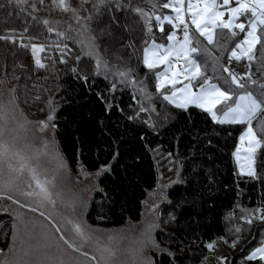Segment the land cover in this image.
Here are the masks:
<instances>
[{"label":"snow or ice","instance_id":"6c2138e0","mask_svg":"<svg viewBox=\"0 0 264 264\" xmlns=\"http://www.w3.org/2000/svg\"><path fill=\"white\" fill-rule=\"evenodd\" d=\"M155 7L152 5L153 10ZM162 7L169 10L168 14L153 11L150 15L132 0H0V10H7L9 15L15 10L26 22L43 26V31L35 28L36 34H28L26 23L22 32L9 30L0 35V41L30 52L31 67L45 71L55 68L57 62L67 63L72 52L69 41L79 45L81 54L94 61V75L108 81L106 92L94 93L104 114L118 111L130 124H143L153 135H159L160 128L171 119L172 109L183 113L198 110L218 129L229 135L233 130L239 133L231 153L234 175L264 183L257 171L258 159L264 170V120L253 125L258 115L264 114V83L254 88L257 81L251 71L255 63L256 71L264 73V0H166ZM43 9L49 16L60 14L67 19H41L36 13ZM153 20L155 31L163 34V43L156 39ZM137 23H142L140 32L133 27ZM217 36L237 39L229 49L214 39ZM41 37L44 42H35ZM141 43L142 58L137 63L150 73L148 82L154 80L155 95L148 90V82L138 79L133 66L127 64ZM220 48L227 55H215ZM109 52L115 63L106 57ZM74 59L79 64L81 56ZM241 60L247 62L248 71L236 70L233 61ZM15 68L14 64L11 74L6 71L0 79V201L5 202L0 212L14 206L9 226L12 235L7 249H0V264H178L175 253L154 236L160 227L155 210L158 201L173 207L187 202V189L174 203L169 200L168 189L170 184L195 185L197 177L203 175L197 162L190 161L193 178L185 181L180 175L179 156L166 154L171 165L168 170L175 168L176 179L165 183L161 177L148 208L153 218L139 229L129 226L104 231L93 227L85 219L84 209L93 192L103 191L101 177L115 171L113 165L119 164L122 145L93 171L77 160L80 166L73 176L56 139L58 114L65 115L60 112L59 101L67 103L65 95H57L47 86L37 87L27 71L21 82ZM209 70L212 75H208ZM70 72L75 79L88 82L87 76L77 74V67ZM12 80L17 83L8 87ZM125 89L135 102L131 114L126 115L116 96ZM157 102L163 116L157 111ZM22 105H37V111L46 114L42 119H30L31 113ZM97 123L103 126L104 121ZM207 143L211 145L212 140ZM211 178L209 175L208 180ZM169 217L176 220L171 213ZM222 220L223 234L203 241V247L209 252L218 251L220 244L235 248L241 234L259 222V246L249 249L242 259L264 264V197L253 208L235 201ZM217 259L224 264L226 257Z\"/></svg>","mask_w":264,"mask_h":264},{"label":"trees","instance_id":"16d2710c","mask_svg":"<svg viewBox=\"0 0 264 264\" xmlns=\"http://www.w3.org/2000/svg\"><path fill=\"white\" fill-rule=\"evenodd\" d=\"M132 2L152 14L153 11L162 13L164 9L162 4L166 0H132ZM152 5L156 6L154 10ZM36 15L41 19H67L60 14L49 16L46 9L37 12ZM26 23L29 27L28 34H36L35 28L43 31L42 25H34L31 21L26 22L23 14L17 16L15 10H12L11 15L7 10H0V35L7 34L9 30L22 32ZM133 27L140 32L142 23L134 24ZM154 34L158 42L164 41L163 34L160 35L155 28ZM215 39L230 49L237 38L217 36ZM35 42H44V39L41 37ZM201 42L206 44L203 39ZM68 43L72 52L67 63L57 62L55 68L45 71L31 67L30 52L19 49L18 46L9 42L0 41V79L4 78L6 71L11 74L15 64V75L21 77V82L27 71L31 75V81L36 83L37 87L47 86L53 93L65 95L67 103L65 100L59 101L60 112L65 115L58 114L59 127L56 130V137L71 169L79 168L80 165L77 163L79 160L86 170L93 171L101 163L110 160V153L116 150L117 146L122 145L119 147L121 153L118 157L119 164L113 165L115 171L106 177H101L100 188L103 191H96L93 195L86 215L90 225L120 227L128 222L139 221L142 218L143 204L149 193L156 188L159 172L163 168L159 163V157L167 156L168 152L173 153V157L178 155L181 165L180 175L185 181L193 178L189 163L195 160L198 170L203 172V175L197 177V183L195 185L177 184L170 191L169 197L173 202L179 199L186 189L190 195L186 203L180 207H174L176 220L173 221L169 241H167L178 258V264H202L206 260L205 257H209V251L203 247V241L223 234L222 217L232 208L233 203L239 200L242 205L253 208L259 206L261 198L264 197V183L234 175L236 166L231 153L234 151L239 133L233 130L229 135L228 132L218 129L211 125L198 110L183 113L172 109L173 115L160 128L159 135H153L143 124H130L118 111L104 114L103 105L94 93L106 92L108 81L102 76L94 75V61L81 55L79 45L71 41ZM142 48V43L136 45V51L127 64L133 66L134 75L138 79L148 82L150 73L142 63H137L138 58H142ZM124 51L127 52L128 49ZM222 53L227 55L224 48L216 51L215 55L220 56ZM77 55L81 56L79 64L74 59ZM106 57L110 62L115 63L110 52L106 54ZM74 66L78 68V75L87 76V83L74 78L70 72ZM251 71L253 79L257 81V85L253 86L256 88L260 83H264V73L256 71L255 63L252 64ZM208 75H212L211 70L208 71ZM44 77L48 79L45 80ZM16 83V80H12L8 85L12 86ZM57 85L59 92H57ZM148 90L155 95L154 80L148 82ZM116 96L120 100V107L124 109V114H131L135 108V102L129 91L127 89L123 92L118 91ZM129 105H132V108ZM32 106H35L37 110V105ZM156 107L163 116L164 112L160 109L158 102ZM153 119H156L155 115ZM98 120L104 121L103 126L97 123ZM260 120H264V114H259L257 120L253 121L254 127ZM231 127L234 129L239 126ZM141 135L144 136L143 140L140 139ZM208 139L212 140L211 145L207 143ZM113 141L115 144L111 143ZM257 171L264 179V170L260 167L259 159ZM209 175L212 177L211 180H208ZM98 216L106 219H98ZM257 223L259 222H255L250 230L241 234L238 243L248 239L244 245L246 249H240V255L235 254L230 261L231 264H250L242 257H245L243 255L245 251L248 252L261 239V236L257 234L261 226L257 227ZM244 227L247 229V225ZM158 240L161 242L159 235ZM228 248V245L221 244L215 252L226 257L224 252ZM251 264H259V261L251 262Z\"/></svg>","mask_w":264,"mask_h":264},{"label":"rangeland","instance_id":"374dc122","mask_svg":"<svg viewBox=\"0 0 264 264\" xmlns=\"http://www.w3.org/2000/svg\"><path fill=\"white\" fill-rule=\"evenodd\" d=\"M168 12H169V10L163 9V12L162 13H156V14L163 15V14H168ZM153 27L155 28L154 20H153ZM166 31H168V27L167 26L165 28V32ZM159 34L162 35V33H159ZM201 39H203V38H201ZM214 39H215V37H214ZM163 42H165V41H162L161 43H163ZM204 42L207 43L206 41H204ZM7 86L8 87H11L9 85H7ZM22 107L25 108V111L26 112L31 113V115H30L29 118L30 119H33V120L42 119L44 117V115L46 114V113H42V112L37 111L35 109V106L27 107L25 105H22ZM56 139H57V137H56ZM58 144H59V142H58ZM60 150H61V148H60ZM168 159L169 158L167 156H163V155L159 157V163H161V165H162L163 168L159 172L158 182H161V177L163 178V182H165V183H167L170 180L174 181L176 179L175 168H173L172 171H169L168 170L169 167H171V165L166 162ZM69 168H70V166H69ZM77 169L76 170L71 169V172H72V175L73 176H75V174L77 172ZM84 183L86 184V183H88V181L85 180ZM176 185L177 184H170L169 185V189H168L169 193L172 190V188L174 186H176ZM155 189L156 188H154L149 193L147 199L145 200V202L143 204L142 218L139 221H137V222H128V223H126V224H124V225H122L120 227H104V226H98V225L97 226L92 225V226L93 227H98V228H100V229H102L104 231H119V230L126 229L129 226H134L136 229H139V227L146 220L153 218V217H151L149 215L148 208H149V205L153 202V199L154 198L152 196V193H153V191ZM94 193L95 192H93L91 194V197H90L89 202H88V206H87L86 209H84V217H85L86 220H87L86 215H87V212L89 210L90 203L92 201V198H93ZM169 200H170V197H169ZM4 203H5L4 201H0V208L3 207ZM12 207H14V206H10L9 209L7 210V212H0V221H2V222H0V249H7L8 245L10 243V237L12 235V230H11V228L9 226L13 223V220H12L11 215H10L11 210H12ZM21 211H25V210H21ZM169 213H171L172 216H175L174 215V207H173V204H170L167 201H158V207L155 210V215H156V217H158V219L160 221V227L157 228L154 231V236H155L156 240L159 241L158 240V235H159L160 238H161L162 245H167L170 248V250H172V248L168 244V241H169L168 240L169 233H170L171 227L173 225V221L170 219ZM164 221H167V223H164ZM256 226L259 227L261 225H260V223H257ZM247 241H248V239H244L243 241H241L240 243H238L235 248L229 247L228 249H226L224 253H225V256L227 257V259H225L224 264H231L230 261H232V258L234 257V255L235 254L240 255V252L239 251H240V249H243L244 248V245H245V243ZM164 242H165V244H164ZM248 243H250V242H248ZM256 246H259V242L257 243ZM244 249H246V248H244ZM247 253L248 252L245 251V253L243 255L246 256ZM220 256L221 255H219L215 251L214 252H209V257H207V259L202 264H220V261L217 259V257H220Z\"/></svg>","mask_w":264,"mask_h":264},{"label":"built area","instance_id":"2783aa9c","mask_svg":"<svg viewBox=\"0 0 264 264\" xmlns=\"http://www.w3.org/2000/svg\"><path fill=\"white\" fill-rule=\"evenodd\" d=\"M225 63H227V61ZM233 65L235 66L237 71H241V72L248 71L246 61H240V62L233 61Z\"/></svg>","mask_w":264,"mask_h":264},{"label":"crops","instance_id":"0c3cea01","mask_svg":"<svg viewBox=\"0 0 264 264\" xmlns=\"http://www.w3.org/2000/svg\"><path fill=\"white\" fill-rule=\"evenodd\" d=\"M243 61H245V60H243Z\"/></svg>","mask_w":264,"mask_h":264}]
</instances>
